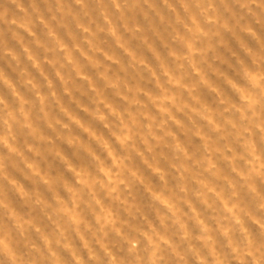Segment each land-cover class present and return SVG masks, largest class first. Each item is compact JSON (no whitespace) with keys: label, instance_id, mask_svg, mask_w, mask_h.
I'll return each mask as SVG.
<instances>
[{"label":"clouds","instance_id":"obj_1","mask_svg":"<svg viewBox=\"0 0 264 264\" xmlns=\"http://www.w3.org/2000/svg\"><path fill=\"white\" fill-rule=\"evenodd\" d=\"M0 264H264V0H0Z\"/></svg>","mask_w":264,"mask_h":264}]
</instances>
